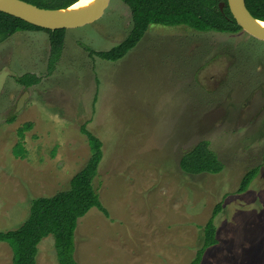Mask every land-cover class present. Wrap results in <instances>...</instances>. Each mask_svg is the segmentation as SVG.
I'll use <instances>...</instances> for the list:
<instances>
[{
  "label": "rangeland",
  "instance_id": "374dc122",
  "mask_svg": "<svg viewBox=\"0 0 264 264\" xmlns=\"http://www.w3.org/2000/svg\"><path fill=\"white\" fill-rule=\"evenodd\" d=\"M132 26L130 7L110 0L95 22L66 29L51 74L46 31L0 42V231L22 224L34 198L69 189L94 153L86 125L102 141L94 183L110 216L94 207L79 218V264H189L218 203V243L201 264H264V40L243 29L150 24L120 60L92 53L119 44ZM26 73L40 81L19 84ZM200 140L221 172L181 169ZM18 142L25 157L12 152ZM0 264H13L5 241ZM36 264H59L52 234L38 244Z\"/></svg>",
  "mask_w": 264,
  "mask_h": 264
},
{
  "label": "trees",
  "instance_id": "16d2710c",
  "mask_svg": "<svg viewBox=\"0 0 264 264\" xmlns=\"http://www.w3.org/2000/svg\"><path fill=\"white\" fill-rule=\"evenodd\" d=\"M48 9H62L77 0H24ZM131 10L133 26L129 34L107 51H92L103 60L117 61L133 49L144 36L150 24L166 26L186 25L200 32L216 31L236 33L241 30L228 6L227 0H122ZM220 2H225L223 9ZM250 13L264 20V0H245ZM44 30L49 35L50 55L48 73L58 63L64 46L66 29L50 30L28 23L18 17L0 11V41L18 31ZM17 82L29 87L40 81L38 75L26 73L16 78ZM26 123L19 129L20 139L24 130L31 127ZM94 153L88 163L70 181V187L53 196H40L31 201L27 219L18 227L0 231V241L9 243L13 250V264H36L38 244L52 234L59 264H79L75 258V232L79 218L91 208L99 209L105 216L109 212L103 205L94 183L103 156L102 141L82 125ZM16 157H25L23 143L18 142L12 150ZM181 169L189 174H216L224 165L210 148L207 140L198 141L191 150L180 158ZM258 167L246 172L238 191H245L257 175ZM218 203L209 220L203 225L204 241L195 258L189 264H201L205 250L218 243L215 217L221 211Z\"/></svg>",
  "mask_w": 264,
  "mask_h": 264
},
{
  "label": "water",
  "instance_id": "95a60500",
  "mask_svg": "<svg viewBox=\"0 0 264 264\" xmlns=\"http://www.w3.org/2000/svg\"><path fill=\"white\" fill-rule=\"evenodd\" d=\"M109 3L110 0H99L96 5L87 11L72 13L66 11L69 6L62 9H48L24 0H0V11L45 29H72L98 20L104 14ZM227 3L241 29L256 38L264 40V29L256 23L258 18L250 13L245 0H227ZM224 5L225 2L219 4L221 9Z\"/></svg>",
  "mask_w": 264,
  "mask_h": 264
},
{
  "label": "bare ground",
  "instance_id": "6f19581e",
  "mask_svg": "<svg viewBox=\"0 0 264 264\" xmlns=\"http://www.w3.org/2000/svg\"><path fill=\"white\" fill-rule=\"evenodd\" d=\"M99 2V0H78L71 6H69L66 11L72 12V13H81L84 11L89 10L94 5H96ZM256 23L264 29V21L257 19Z\"/></svg>",
  "mask_w": 264,
  "mask_h": 264
},
{
  "label": "flooded vegetation",
  "instance_id": "af4514ba",
  "mask_svg": "<svg viewBox=\"0 0 264 264\" xmlns=\"http://www.w3.org/2000/svg\"><path fill=\"white\" fill-rule=\"evenodd\" d=\"M1 42V41H0ZM20 84V83H19ZM22 85V84H21ZM24 86V85H23ZM26 87V86H25Z\"/></svg>",
  "mask_w": 264,
  "mask_h": 264
},
{
  "label": "crops",
  "instance_id": "0c3cea01",
  "mask_svg": "<svg viewBox=\"0 0 264 264\" xmlns=\"http://www.w3.org/2000/svg\"><path fill=\"white\" fill-rule=\"evenodd\" d=\"M111 62H115V61H111Z\"/></svg>",
  "mask_w": 264,
  "mask_h": 264
}]
</instances>
